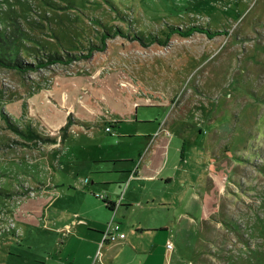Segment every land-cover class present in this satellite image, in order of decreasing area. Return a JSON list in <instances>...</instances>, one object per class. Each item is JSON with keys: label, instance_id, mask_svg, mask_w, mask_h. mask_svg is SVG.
I'll return each instance as SVG.
<instances>
[{"label": "rangeland", "instance_id": "rangeland-1", "mask_svg": "<svg viewBox=\"0 0 264 264\" xmlns=\"http://www.w3.org/2000/svg\"><path fill=\"white\" fill-rule=\"evenodd\" d=\"M0 33L21 66L0 63V264H34L51 239L20 225L31 206L69 199L72 178L38 161L65 78H85L69 94H173L122 123L161 114L165 141L149 148L174 180L130 192L139 218L168 226L173 264H264V0H0Z\"/></svg>", "mask_w": 264, "mask_h": 264}, {"label": "crops", "instance_id": "crops-1", "mask_svg": "<svg viewBox=\"0 0 264 264\" xmlns=\"http://www.w3.org/2000/svg\"><path fill=\"white\" fill-rule=\"evenodd\" d=\"M84 82L85 78L80 81L65 78L57 94H50L54 100L59 99L60 108L51 109L47 125L58 135L55 143L48 146L46 157L42 155L37 160L46 158L48 167L52 163L72 179L69 193L65 194L68 201L60 202L58 195L31 206L37 217L25 218L28 226L20 225L23 239L33 237L36 229L51 239L42 252L34 255V264H173V247H168L167 234L159 232L168 226L139 218L130 192L132 186L136 188L135 183L146 186L141 182L149 180L166 185L174 180L166 170L167 160L160 150L149 148L152 144L161 147L165 141L167 133L160 124L161 114L143 115L140 122L148 126L136 124L124 128L122 124L132 122L133 116L138 122L139 108L143 106L167 107L173 94L155 99L146 94L141 100L139 94L117 97L107 89L85 95L64 91L66 86H85ZM58 110L65 111L63 116ZM70 111L73 115L69 122ZM108 124L116 134L105 130ZM133 136L140 138L136 148L134 142L121 143L117 138ZM76 173L82 176L79 188L71 185L73 181L77 183ZM78 196L82 202H74ZM110 221L119 223L125 236L102 244L103 232Z\"/></svg>", "mask_w": 264, "mask_h": 264}, {"label": "built area", "instance_id": "built-area-1", "mask_svg": "<svg viewBox=\"0 0 264 264\" xmlns=\"http://www.w3.org/2000/svg\"><path fill=\"white\" fill-rule=\"evenodd\" d=\"M105 130L112 134H116V131L112 128V125L110 124L105 126ZM100 196L103 198L105 197L103 194H100ZM124 236L125 234L121 231V225L119 223H113L112 221H110V223H108L106 230L103 232L102 244L105 243L106 241H116ZM168 247L169 248L173 247L172 242L168 243Z\"/></svg>", "mask_w": 264, "mask_h": 264}, {"label": "trees", "instance_id": "trees-1", "mask_svg": "<svg viewBox=\"0 0 264 264\" xmlns=\"http://www.w3.org/2000/svg\"><path fill=\"white\" fill-rule=\"evenodd\" d=\"M197 27H201L200 25H197ZM172 28V30H177V29H179V27L178 26H174V27H171ZM175 28V29H174ZM177 28V29H176ZM194 28H196V27H194V26H192V29L191 30H193ZM202 31V30H199V29H197L196 28V31ZM192 32V31H191ZM182 34V33H181ZM187 34H189V33H187ZM0 36L1 37H5V39L7 38V35H5L4 33H0ZM2 52H3V50H2V48H1V46H0V63H2L3 65H6V66H9V67H12V68H15V69H20L21 70V66H19L17 63H16V61H13L12 60V57H10V56H6V55H4V57L2 56ZM4 54V53H3ZM49 57H51V54L49 55ZM56 58H58L57 56H55V58H54V60L53 61H56L57 59Z\"/></svg>", "mask_w": 264, "mask_h": 264}]
</instances>
